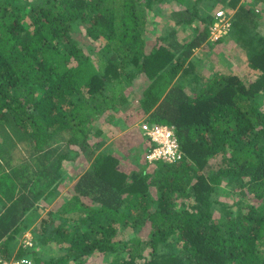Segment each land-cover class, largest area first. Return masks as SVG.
<instances>
[{
  "label": "trees",
  "instance_id": "16d2710c",
  "mask_svg": "<svg viewBox=\"0 0 264 264\" xmlns=\"http://www.w3.org/2000/svg\"><path fill=\"white\" fill-rule=\"evenodd\" d=\"M172 2L175 26L158 33L156 18ZM257 2L0 0V128L30 152L15 164L0 144V254L13 256L35 223V247L15 255L41 264L101 254L107 264H264ZM222 7L236 9L226 38L244 57L232 73L195 57ZM125 89L138 96L133 108ZM105 113L140 131L145 160L153 145L134 122L174 125L182 159L127 172L103 148L109 137L96 121ZM80 157L89 169L64 192L65 160ZM63 192L71 193L58 201ZM128 226L132 234L117 239Z\"/></svg>",
  "mask_w": 264,
  "mask_h": 264
},
{
  "label": "rangeland",
  "instance_id": "374dc122",
  "mask_svg": "<svg viewBox=\"0 0 264 264\" xmlns=\"http://www.w3.org/2000/svg\"><path fill=\"white\" fill-rule=\"evenodd\" d=\"M242 2V1H241ZM260 2V3H259ZM259 2L256 3V11L258 10V14L260 15V17L258 18L257 24H258V29L262 30V32L264 31V0L261 1L259 0ZM248 3V2H247ZM259 3V4H258ZM178 4H176L175 2L167 4L163 7V10L160 12L161 15L158 16L156 18L157 23L155 26L157 30H159L158 33L161 32H165L166 29L171 28L173 26H175V20L176 18L171 16L173 7ZM254 5V4H253ZM173 6V7H172ZM222 8H227L230 9L228 7H222ZM220 9V8H219ZM218 9H215V11ZM209 12H214V8H208ZM232 11H234V13L236 12V9H233ZM200 25V24H199ZM154 26V27H155ZM194 27V26H193ZM192 35L193 31L192 29H188L187 31H181L180 35L181 37H184L185 35ZM151 35V34H150ZM229 38V36H227ZM228 38H223V42L217 41V42H212L209 41L207 38L206 41V45L203 46V48H199L196 49L195 51V57L196 59H200L202 62L204 63H209L211 61L214 62L213 65H216V70H220L222 72H226V73H232L235 72L237 69L241 68V66H243L244 63V57H243V53L240 52L238 50V48L232 46L233 43L231 41H229L230 39ZM155 39V38H154ZM232 43V44H231ZM195 59V58H194ZM95 60V58H94ZM197 63V65L199 66L200 69H203L204 67L206 68V66L203 63ZM124 92H127V96L130 100V104L132 106V108L134 106L137 105L138 103V96L136 94H133L132 91H130L129 89H125ZM132 92V93H130ZM117 100L121 101V99L119 97H117ZM131 111V108L128 109ZM133 112V111H131ZM138 112V111H137ZM108 113L102 114V116L99 117V119H97V125H99L101 127V130L109 137L108 141L106 143V145L103 148H106L108 146L110 147V151H112L113 153H115L121 160L120 165L122 167V169L126 170L127 172H130L133 168H137L138 165H140L141 163L146 164L147 168L149 171L153 170V166L148 160L144 159V149L141 148L142 147V143L143 140H140L139 138V134L140 131H134L131 130L129 131L127 128H125V126H119L118 128L116 127L115 123L116 121H120V117L116 118L115 120H111L110 122H108L106 119H109L110 116L107 115ZM145 120H142L141 122H143ZM140 122V124H141ZM132 122H130V126H131ZM115 130V131H114ZM16 133L9 128V126L7 125L6 128H0V144L3 143L4 144V151L8 152L10 151V154L14 155V159H11L15 162V164H19L21 162H23L22 157L23 156H30V152L28 150H25L24 145H20L19 141L16 139V137L14 136ZM90 143H93L94 141H99L100 138L99 137H94V136H90ZM17 143V145H15ZM57 142L54 141L53 142V146H56ZM91 145V144H90ZM102 150V147L99 149ZM138 150H141V155L139 159H135V156L138 154ZM66 165L68 166L67 170L68 173H66V179L64 181V187H63V191L67 192L71 191V188L73 187L74 182L76 181V177L77 174L81 173V171L84 168L89 169L90 163L87 161H85L84 158L80 157L77 160L73 161L72 159L69 160H65ZM154 164V163H153ZM5 172V168L0 166V172ZM60 194V196L58 197V201H63L64 197L66 196V194L69 197V194L71 193H64ZM222 199H224V197H222ZM230 202H232V198L228 199ZM60 202V203H61ZM47 206V205H46ZM50 205L49 207H46V211H48L50 208H52ZM55 206H56V201H55ZM54 207V206H53ZM45 215V213H44ZM35 226V223L33 225V227H31L29 230L31 231V229L33 230ZM132 234V229L128 226L125 230L120 229L119 230V234H118V238L117 239H125L128 236H130ZM34 236V234H33ZM23 237H21L18 246H16V249L14 251V254L18 253V250L21 249L20 247V243L22 241L23 243ZM35 240H34V246L32 248L35 247ZM23 245V244H22ZM31 248V249H32ZM56 249V248H55ZM52 253H56V251L54 249H52ZM86 264H107L106 261L103 259V255H98V256H93L90 259L87 258L86 259Z\"/></svg>",
  "mask_w": 264,
  "mask_h": 264
},
{
  "label": "built area",
  "instance_id": "2783aa9c",
  "mask_svg": "<svg viewBox=\"0 0 264 264\" xmlns=\"http://www.w3.org/2000/svg\"><path fill=\"white\" fill-rule=\"evenodd\" d=\"M258 12V10H257ZM234 11L230 9L220 8L215 11L213 21L209 26L208 40L217 42L226 37L233 27ZM140 128L145 137L153 145L152 149L146 156L150 162L162 161L174 163L182 159L183 152L177 138L174 125L164 123H152L143 121ZM23 244V245H22ZM24 248L32 247L34 239L31 232L24 234ZM0 264H41L30 256L6 258L0 254Z\"/></svg>",
  "mask_w": 264,
  "mask_h": 264
},
{
  "label": "clouds",
  "instance_id": "9594fccd",
  "mask_svg": "<svg viewBox=\"0 0 264 264\" xmlns=\"http://www.w3.org/2000/svg\"><path fill=\"white\" fill-rule=\"evenodd\" d=\"M230 10H232V9H230ZM27 231H29V232H31V234L33 235V233H32V229H31V231L28 229ZM27 231H25L24 233H23V235H22V237L24 236V234L27 232ZM33 239L35 240V238H34V236H33ZM22 241H21V243H20V247L19 248H21V249H31L32 247H27V248H24L22 245ZM20 250V249H19ZM13 256H16L15 254L13 255ZM13 256H11V257H13ZM5 257V256H4ZM11 257H6V258H11Z\"/></svg>",
  "mask_w": 264,
  "mask_h": 264
},
{
  "label": "crops",
  "instance_id": "0c3cea01",
  "mask_svg": "<svg viewBox=\"0 0 264 264\" xmlns=\"http://www.w3.org/2000/svg\"><path fill=\"white\" fill-rule=\"evenodd\" d=\"M147 117L146 116H144V117H142L141 119H139V120H137L136 122H134V124H136L138 127L140 126V122L142 121V120H144V119H146Z\"/></svg>",
  "mask_w": 264,
  "mask_h": 264
}]
</instances>
